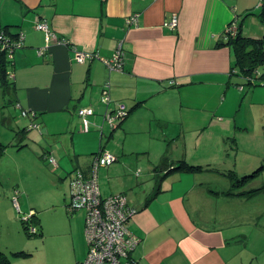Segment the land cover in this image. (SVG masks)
<instances>
[{"label": "crops", "instance_id": "0c3cea01", "mask_svg": "<svg viewBox=\"0 0 264 264\" xmlns=\"http://www.w3.org/2000/svg\"><path fill=\"white\" fill-rule=\"evenodd\" d=\"M261 4L262 0H0V27L13 35L25 33L23 46L7 67L12 105L21 114L27 111V115L22 114L27 120L22 125L33 122L40 125L35 129L55 133L77 126L81 117L78 108L92 106L95 112L89 116L88 131L100 130L103 135L108 123L104 119L107 104L101 97L108 83L112 102H124L129 110L118 124L123 123L125 142L152 118L163 123L179 110L183 117L184 109L197 102L210 104L218 98L223 103L235 74L233 47L224 41L227 27L235 21L242 24L244 35L262 36L261 22L256 33L247 29L252 25L251 17L259 21L250 12H258ZM174 14L178 23L170 28L165 21ZM132 15L137 16L136 21H130ZM37 17L45 19L57 36L68 42L52 41L44 48L45 32L36 27ZM119 46L123 67L111 68L101 57H112ZM75 48L97 52L101 57L79 62ZM220 107L218 104L214 115ZM194 119L201 117L197 114ZM7 120L10 124V116ZM15 122L18 127L22 123L17 118ZM31 130L16 131L20 141L38 142ZM179 131H185L184 127ZM166 132L163 129L165 136ZM91 136L96 134L87 140ZM123 150L126 152L125 146ZM50 153L52 149L43 154L46 158ZM127 154L130 157L132 151ZM81 162L77 156L74 168L88 174L92 159L88 164ZM174 164L169 157L155 166L151 162L146 188L139 195L132 191L126 194L131 199L129 205L139 209L129 219V228L139 238L131 257L137 264H242L244 259L239 262L232 249L237 233L231 235L228 230L233 220L214 213L215 202L217 206L221 199L235 203L241 197L227 194L225 189L217 193L206 189L201 176L168 179L166 169ZM180 165L170 168L190 170L187 164ZM111 169L117 173L122 170L118 166ZM100 172L99 168L98 175ZM76 214L74 220L79 222ZM81 260L75 247L72 264Z\"/></svg>", "mask_w": 264, "mask_h": 264}, {"label": "rangeland", "instance_id": "374dc122", "mask_svg": "<svg viewBox=\"0 0 264 264\" xmlns=\"http://www.w3.org/2000/svg\"><path fill=\"white\" fill-rule=\"evenodd\" d=\"M251 19L252 25L247 29L256 33L261 21ZM255 73L258 77L252 85L234 74L223 103L218 98L210 104L197 102L184 109L183 117L179 110L163 123L152 118L125 142L123 123L112 136L111 127L106 124L102 135L100 130H83L81 117L77 126H67L59 133L33 128L32 134L38 136L36 145L24 142L25 139L20 141L16 131L27 120L12 105L11 87L7 86L3 94L0 84V264H72L75 247L77 255L86 257V214L82 209L71 212L67 203L72 178L78 170L74 168L77 156L82 165L88 164L90 158L93 162L92 153L101 145L118 156L110 166L100 167L103 172L98 181L104 196L120 191L141 194L149 183L147 166L169 157L176 163L170 167L185 163L196 169L168 167V179L201 176L206 189L215 193L225 189L227 194L241 197L235 203L221 199L217 206L215 202L214 213L226 214L230 216L226 220H233L228 230L231 235L237 233L232 247L237 260L244 259L242 264H264V76H260L264 63L258 65ZM236 81L244 85H235ZM223 93L222 100L226 98ZM218 104L221 109L214 115ZM197 114L201 120L194 119ZM16 118L22 122L19 127ZM181 126L185 131H179ZM90 134L96 136L87 140ZM47 149H52L58 167L45 158ZM128 151H132L130 157ZM117 166L122 169L119 173L111 169ZM136 172L141 175L137 177ZM76 213L79 222L74 220Z\"/></svg>", "mask_w": 264, "mask_h": 264}, {"label": "built area", "instance_id": "2783aa9c", "mask_svg": "<svg viewBox=\"0 0 264 264\" xmlns=\"http://www.w3.org/2000/svg\"><path fill=\"white\" fill-rule=\"evenodd\" d=\"M132 20L136 21L137 16L132 15L130 21ZM177 23V14H174L170 20L165 21V24L170 28H175ZM36 27L45 32L46 44L44 48H48L52 41L68 42L64 38H59L45 19L38 17ZM238 29V23L232 21L227 27L225 36L227 38L234 37ZM24 39V32L19 31L13 35L0 27V48L5 52L10 63L13 62L15 51L23 46ZM43 50L45 49L42 48L41 52ZM75 50L79 62H85L87 59L96 56L101 57L97 52H79L77 48ZM101 58L111 68L122 69L123 67L124 60L121 46L117 48L112 57ZM9 73L10 70H8ZM108 86V83L104 86L101 97V100L107 104L104 119L110 126H115L129 114V110L124 102H112L108 93ZM112 103L113 105H110ZM94 112L95 109L92 106L78 108L77 113L82 118L83 130L90 129L89 116ZM22 114L27 115V111L23 110ZM31 127L39 128L40 125L32 123ZM46 158L52 165L58 166V161L52 153L46 155ZM117 159V155L101 148L94 154V160L88 174L76 170L73 175L72 193L67 206L70 211L77 209L85 211V235L88 243L86 257L78 264H137L131 257V252L137 245L139 238L129 228V219L137 208L129 205L125 193L102 195L98 181L99 168L102 166L108 167ZM14 201L17 203L16 197H14ZM32 229L36 232V227H32Z\"/></svg>", "mask_w": 264, "mask_h": 264}, {"label": "trees", "instance_id": "16d2710c", "mask_svg": "<svg viewBox=\"0 0 264 264\" xmlns=\"http://www.w3.org/2000/svg\"><path fill=\"white\" fill-rule=\"evenodd\" d=\"M252 14H256L264 25V0H262V4L258 12H250ZM242 24H238V32L234 37L227 38L225 36V43L232 45L235 63L233 65L232 71L235 74L239 75L240 78L245 80V83L248 85H252L255 83L256 78L258 77L255 73L259 64L264 63V33L260 37H252L249 35H244L240 28ZM3 28V27H2ZM7 32L11 33L6 27H4ZM12 34V33H11ZM14 62V59H13ZM13 62L7 59V56L4 51L1 52L0 56V80L3 94H5L6 87L9 86V78H8V65L11 66ZM256 74V75H255ZM264 76V73L262 75ZM244 84L239 83L238 86ZM14 103V100L11 99ZM17 104V103H15ZM103 148V146H102ZM181 164L178 167H182ZM185 167H187L185 165ZM190 169L193 167L192 165L188 166ZM72 174V173H71ZM68 204V203H67ZM36 227V226H33ZM37 232V227H36ZM82 261V260H81ZM79 263V262H78ZM4 264H7L6 262Z\"/></svg>", "mask_w": 264, "mask_h": 264}, {"label": "water", "instance_id": "95a60500", "mask_svg": "<svg viewBox=\"0 0 264 264\" xmlns=\"http://www.w3.org/2000/svg\"><path fill=\"white\" fill-rule=\"evenodd\" d=\"M38 18V17H37ZM36 18V19H37ZM0 51L2 52V49L0 48ZM33 122H30L29 124H27V125H23V127L22 128H20V129H18L17 131L18 132H23V131H26V132H28L29 130H31L33 127H31V124H32ZM118 124H119V122H118ZM117 124V125H118ZM109 125V124H108ZM110 126V125H109ZM111 127V129H110V132L112 133V131L117 127L116 125L115 126H110ZM17 133V132H16ZM103 148H104V146H103ZM135 207V206H134ZM137 208V207H136ZM139 211V209H136V212H138Z\"/></svg>", "mask_w": 264, "mask_h": 264}]
</instances>
